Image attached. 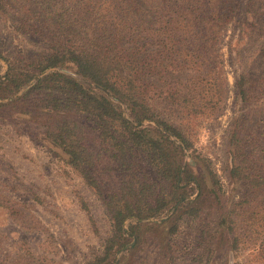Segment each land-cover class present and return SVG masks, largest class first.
Returning a JSON list of instances; mask_svg holds the SVG:
<instances>
[{
  "label": "trees",
  "instance_id": "obj_1",
  "mask_svg": "<svg viewBox=\"0 0 264 264\" xmlns=\"http://www.w3.org/2000/svg\"><path fill=\"white\" fill-rule=\"evenodd\" d=\"M0 18L10 36L40 44L28 61L21 48L18 58L0 52V100L28 85L16 102L59 118L41 136L102 201L111 229L100 263L127 246L133 223L163 219L186 199L182 182H196L184 164L191 140L156 108L211 122L223 115L228 25L236 107L229 177L264 192V0H0ZM108 172L113 182L103 184L98 176Z\"/></svg>",
  "mask_w": 264,
  "mask_h": 264
},
{
  "label": "rangeland",
  "instance_id": "obj_2",
  "mask_svg": "<svg viewBox=\"0 0 264 264\" xmlns=\"http://www.w3.org/2000/svg\"><path fill=\"white\" fill-rule=\"evenodd\" d=\"M232 37L228 25L220 49L229 98L217 121L190 118L177 107L156 108L160 118L191 140L184 164L196 182H182L186 199L163 219L141 227L126 222V229L133 223L135 230L125 234L127 246L101 263L111 229L102 201L41 136L59 118L16 102L28 85L0 100V264H264V192L229 177L228 131L236 108ZM23 39L10 36L0 18L1 53L18 58L21 48L24 60L32 59L40 44ZM1 66L2 75L6 67ZM27 109V116L15 114ZM67 116L78 117L73 112ZM209 171L216 175V184ZM98 178L110 184L114 177L108 172Z\"/></svg>",
  "mask_w": 264,
  "mask_h": 264
},
{
  "label": "water",
  "instance_id": "obj_3",
  "mask_svg": "<svg viewBox=\"0 0 264 264\" xmlns=\"http://www.w3.org/2000/svg\"><path fill=\"white\" fill-rule=\"evenodd\" d=\"M57 71H59V72H61V73H64V74H66V75H69V76H71V77H73V78H75L77 81H83L80 77H78L76 74H74L72 71H70V70H66V69H57ZM24 89H26V86L23 88V90ZM115 101V100H114ZM115 102H117V101H115ZM122 109H123V111H124V113L126 114V108H125V106H122Z\"/></svg>",
  "mask_w": 264,
  "mask_h": 264
}]
</instances>
